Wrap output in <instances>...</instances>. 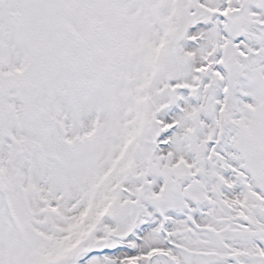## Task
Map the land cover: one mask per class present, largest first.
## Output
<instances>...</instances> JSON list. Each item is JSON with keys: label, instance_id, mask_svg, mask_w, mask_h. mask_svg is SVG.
<instances>
[{"label": "snow or ice", "instance_id": "snow-or-ice-1", "mask_svg": "<svg viewBox=\"0 0 264 264\" xmlns=\"http://www.w3.org/2000/svg\"><path fill=\"white\" fill-rule=\"evenodd\" d=\"M0 264H264V0H0Z\"/></svg>", "mask_w": 264, "mask_h": 264}]
</instances>
